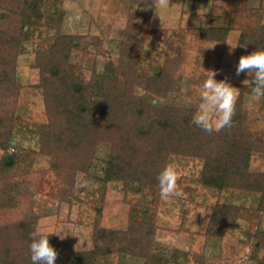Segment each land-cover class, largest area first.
<instances>
[{
  "label": "rangeland",
  "instance_id": "obj_1",
  "mask_svg": "<svg viewBox=\"0 0 264 264\" xmlns=\"http://www.w3.org/2000/svg\"><path fill=\"white\" fill-rule=\"evenodd\" d=\"M27 1L2 3L14 14ZM247 8H261V18L250 16ZM7 9L3 12L8 13ZM39 9L43 15L38 24L21 33L20 54L14 58L13 52L6 56L3 51L1 56L8 62L15 60L19 90L11 118L0 104V142L11 131L9 151L22 148L33 156L30 181L25 182L27 210L22 214L36 218L37 226L53 237L57 257L93 247L97 219L101 227L127 230L130 219L136 217L133 210L147 204L145 218L154 225V232L146 234V227L136 224L137 252L124 256L114 252L107 264H155L156 258L167 264H264L262 189L229 186L220 191L205 186L199 180L202 160L174 153L167 164L177 170L179 195L162 199L158 184L134 191L124 180H103L101 160L111 152L112 144L120 149L110 129V115L103 116L90 103L84 111L90 148L69 144L68 128L86 122L69 118V99L55 97L63 84L45 85L36 66L57 36H70L74 43L67 63L74 65L85 83L113 64L111 95L130 87L133 96L159 106L196 108L202 83L214 70L217 80L236 88L237 100L240 86L249 83L251 76L237 75L236 65L242 55L253 52L252 28L264 24V0H39ZM13 14L11 27L18 33L20 16ZM163 70L167 77L159 85L154 78L162 77ZM52 90L56 94L46 103ZM243 98L246 124L264 148V98L254 100L248 93ZM62 128L60 144L55 132ZM3 153L0 148V157ZM249 170L254 181L264 186L263 152L253 154ZM216 204L223 205V214L212 215Z\"/></svg>",
  "mask_w": 264,
  "mask_h": 264
},
{
  "label": "trees",
  "instance_id": "obj_2",
  "mask_svg": "<svg viewBox=\"0 0 264 264\" xmlns=\"http://www.w3.org/2000/svg\"><path fill=\"white\" fill-rule=\"evenodd\" d=\"M0 2V24L3 26L0 27V104L11 118L19 84L15 60L8 62L1 56L3 51L6 56L13 52L14 58L20 54L23 46L21 33L27 27L36 26L43 13L39 9V0H28L20 13H14L20 16L18 23L21 22L20 32L17 33L12 30L14 27H11L10 18L13 14L11 9H7L2 0ZM146 2L151 3L153 0H145ZM4 9H7L8 13L3 12ZM247 10L251 13L250 16L261 18V8ZM1 16H4L3 20ZM252 29L253 51L258 48L264 49V24H255ZM209 38L217 40L211 36ZM71 43H74V37L57 36L51 50L43 51L45 53L36 61V66L40 68L45 85L51 86L57 81L63 84L64 88L55 97H59L60 101L69 99L68 109L71 113L69 118L73 122L79 119L86 122L75 123L73 127L68 128L71 132L69 144L72 143L74 147L90 148L92 139L86 133L89 119L84 112L90 109L92 106L90 103H93L103 116L110 115L112 120L110 129L117 135L119 141L116 144L120 149L116 150L112 144L111 152L101 160L103 180H124L134 191L152 188L158 184V173L167 164L168 157L174 153L202 160L199 180L205 186L220 191L229 186L247 191L262 189L259 193L264 195V186L254 181L255 176L249 170L253 154L264 153L263 142L253 136L246 124L248 115L243 108V95L251 93L250 82L240 86L231 127L209 133L192 122L195 107L159 106L139 96H133L130 87H123L117 94L111 95L109 82L114 80L111 75L114 71L113 64H107L104 73L94 74L92 79L85 83L75 72L74 65L67 63ZM162 72V77L160 75L159 78H154L159 85H164L167 77L163 75L165 71ZM160 78L162 80H159ZM55 91L48 92L49 100L47 99L46 103L54 98ZM89 94L94 100H89ZM62 131L64 128L55 132V138L60 144L63 141L60 136ZM12 142L11 131L0 142V148L4 151L0 157V264H31L30 233L36 229L37 220L22 213L27 210L24 201L27 194L25 182L30 181L28 176L32 173L34 160L31 153L25 149L14 148L13 151H9ZM59 143L57 145L61 148ZM93 145L94 141L91 146ZM89 162L90 159H87L86 169L91 167ZM215 206L217 208L213 209L212 215L224 213L223 205ZM147 213V204L141 209H134L132 214L136 217L130 219L127 230L101 227L97 219L93 226V247L74 251L63 258L57 257L56 264H107L114 252L123 256L136 253L134 244L137 241L139 244L140 241L138 229H135L136 224L145 226L146 234H152L155 229L151 223L147 224L145 218ZM139 216L141 218H138ZM48 235L50 244L55 248L53 237ZM156 259L155 264H167L160 258Z\"/></svg>",
  "mask_w": 264,
  "mask_h": 264
},
{
  "label": "clouds",
  "instance_id": "obj_3",
  "mask_svg": "<svg viewBox=\"0 0 264 264\" xmlns=\"http://www.w3.org/2000/svg\"><path fill=\"white\" fill-rule=\"evenodd\" d=\"M243 72L252 77L251 81L245 80L252 85L251 97L254 100L264 98V49L258 48L239 58L236 74ZM216 75V71L210 70L204 79L199 93L200 102L192 116V122L209 133L231 127L235 112L236 88L226 80H217ZM177 176V170L172 164H166L158 173L157 180L162 199L179 195ZM29 251L31 264H56L58 252L50 244L49 235L39 226L30 233Z\"/></svg>",
  "mask_w": 264,
  "mask_h": 264
}]
</instances>
